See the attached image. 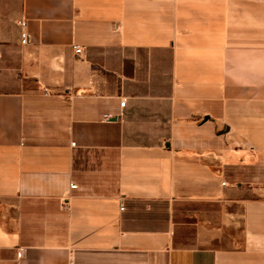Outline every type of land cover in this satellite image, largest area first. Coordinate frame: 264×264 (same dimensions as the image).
<instances>
[{
	"label": "crops",
	"instance_id": "obj_1",
	"mask_svg": "<svg viewBox=\"0 0 264 264\" xmlns=\"http://www.w3.org/2000/svg\"><path fill=\"white\" fill-rule=\"evenodd\" d=\"M0 264H264V0H0Z\"/></svg>",
	"mask_w": 264,
	"mask_h": 264
},
{
	"label": "built area",
	"instance_id": "obj_2",
	"mask_svg": "<svg viewBox=\"0 0 264 264\" xmlns=\"http://www.w3.org/2000/svg\"><path fill=\"white\" fill-rule=\"evenodd\" d=\"M17 24L19 25V27L21 29V32H20L21 43L25 44L29 40L28 33H27V30H26L27 22H26L25 19L21 18V19L17 20ZM73 50H74L75 54H80L81 51H82V48L79 45H74L73 46ZM124 104H125V98L122 101H120L119 105H120V107H123ZM103 117L105 119H109L110 118V115L104 114ZM72 144H74V143L72 142ZM222 184H225V182H222ZM75 186H76L75 184H71L70 185L71 188H75ZM123 208H124V206L121 203L120 204V209H123ZM21 255H22V250L21 249H18V251H17V257H20Z\"/></svg>",
	"mask_w": 264,
	"mask_h": 264
}]
</instances>
